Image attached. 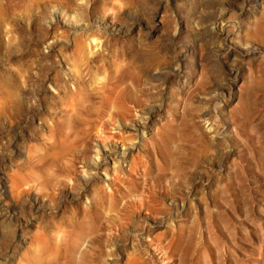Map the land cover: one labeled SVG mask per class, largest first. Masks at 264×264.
<instances>
[{
	"label": "rangeland",
	"instance_id": "374dc122",
	"mask_svg": "<svg viewBox=\"0 0 264 264\" xmlns=\"http://www.w3.org/2000/svg\"><path fill=\"white\" fill-rule=\"evenodd\" d=\"M0 264H264V0H0Z\"/></svg>",
	"mask_w": 264,
	"mask_h": 264
},
{
	"label": "bare ground",
	"instance_id": "6f19581e",
	"mask_svg": "<svg viewBox=\"0 0 264 264\" xmlns=\"http://www.w3.org/2000/svg\"><path fill=\"white\" fill-rule=\"evenodd\" d=\"M94 39H95V38H94ZM94 39H93V40H94ZM96 39H97V38H96ZM96 39H95V40H96ZM95 42H96V41H95ZM103 143H105V142H103Z\"/></svg>",
	"mask_w": 264,
	"mask_h": 264
}]
</instances>
